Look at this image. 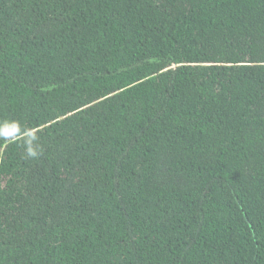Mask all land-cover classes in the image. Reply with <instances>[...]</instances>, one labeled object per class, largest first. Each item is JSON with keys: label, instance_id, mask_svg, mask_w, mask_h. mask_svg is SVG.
<instances>
[{"label": "trees", "instance_id": "16d2710c", "mask_svg": "<svg viewBox=\"0 0 264 264\" xmlns=\"http://www.w3.org/2000/svg\"><path fill=\"white\" fill-rule=\"evenodd\" d=\"M13 121L0 264H264V0H0Z\"/></svg>", "mask_w": 264, "mask_h": 264}, {"label": "clouds", "instance_id": "9594fccd", "mask_svg": "<svg viewBox=\"0 0 264 264\" xmlns=\"http://www.w3.org/2000/svg\"><path fill=\"white\" fill-rule=\"evenodd\" d=\"M20 126L17 122H5L4 124H0V134L3 133L4 128H9L15 131L18 129ZM35 136H30L29 139L25 141V150H26V157L35 159L40 155V152L37 150V146L34 144V141H36Z\"/></svg>", "mask_w": 264, "mask_h": 264}]
</instances>
